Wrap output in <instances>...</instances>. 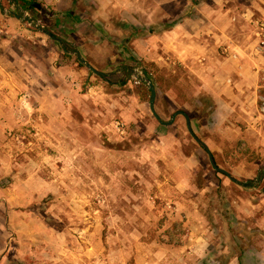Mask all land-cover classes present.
<instances>
[{"label":"rangeland","instance_id":"374dc122","mask_svg":"<svg viewBox=\"0 0 264 264\" xmlns=\"http://www.w3.org/2000/svg\"><path fill=\"white\" fill-rule=\"evenodd\" d=\"M224 1L260 55L254 93L223 109L224 122L199 125L203 91L191 70L168 61L143 65L130 52L105 79L92 71L78 77L82 91L97 88L92 99L100 105L85 121L52 98L53 79L35 75L29 101L23 88L0 97L7 105L0 110V264L9 256L19 264H257L253 251L222 258L241 237L264 261V0ZM165 5L177 9L183 1ZM45 49L59 53L50 42ZM120 64L152 72L158 113L168 121L186 108L219 166L242 183L215 173L183 116L160 124L150 96L136 92L142 82L134 73L126 78ZM41 65L50 72L45 60ZM120 103L128 106L125 118L116 111ZM223 199L251 236H232Z\"/></svg>","mask_w":264,"mask_h":264},{"label":"crops","instance_id":"0c3cea01","mask_svg":"<svg viewBox=\"0 0 264 264\" xmlns=\"http://www.w3.org/2000/svg\"><path fill=\"white\" fill-rule=\"evenodd\" d=\"M40 1L39 12L50 11L52 7L65 19L58 25L48 23L59 37L54 36L63 44L68 42L73 47L70 51L77 52L102 73L110 74L114 66L128 60L130 53L141 61L154 64L168 61L191 70L200 81V89L215 101L213 122H224L221 121L223 109L233 110V101H241L243 94L254 93L260 62L257 41L246 33V26L237 19L235 9L226 6L224 0ZM175 1H183V5L177 9L166 7L165 4ZM4 2L0 0V97L6 93L18 94L23 88L31 91L22 97L29 101L35 75L53 79L56 86L52 98L74 106L85 121L100 106L92 99L97 88L89 86L82 91L77 81L91 70L80 68L72 61L66 63L55 49H45L54 39L30 26L28 11L14 0ZM149 29L153 32L146 34ZM54 41L62 48L58 40ZM39 48L47 51L45 57L39 55ZM42 60L47 62L50 74L45 73ZM124 66L127 65L118 69L122 71ZM76 99L82 102L75 103ZM1 104L7 106L0 102V110L7 109ZM116 111L125 118L128 106L120 103ZM94 115L97 116L96 112Z\"/></svg>","mask_w":264,"mask_h":264},{"label":"trees","instance_id":"16d2710c","mask_svg":"<svg viewBox=\"0 0 264 264\" xmlns=\"http://www.w3.org/2000/svg\"><path fill=\"white\" fill-rule=\"evenodd\" d=\"M14 1L17 4H19V6H21L25 10L29 11L34 18L39 20L45 26L46 29H49V30L51 29V32L53 35L59 37L57 32H55L54 30H52L53 28H50V26H48V23L54 22V25H58L60 22L64 23L65 19L62 17L60 18V16L55 13V11L52 9V7H50V9H49L50 11L45 10L43 12V10H42V12H39L41 10V1L40 0H14ZM48 17L49 18L51 17L50 19L52 21L50 19L48 20ZM63 17H65V16H63ZM69 17L67 16V18H69ZM33 30L37 31V29H33ZM152 32H153V29H149L148 31H145L146 34H148V33L150 34ZM130 38H132V36ZM50 41L52 44H55L57 50L61 53L63 58H65V59L67 58V59H71V60L73 59L78 67L87 69L80 62L79 58H77L75 55L68 53L70 50H73V47L68 42L65 41L64 47L60 48L57 41H54V40H50ZM144 62L145 61H141V60L139 61V63H141L143 65H144ZM123 71L125 74H127L126 78H129L133 73V69L131 67H128V66H124ZM92 74L94 75V73H92ZM144 74L146 76H148L150 79H152V81L155 85V88H156L158 78L156 76L154 77V74L152 72H148L146 70L144 71ZM100 78L105 79L106 76L102 75V76H100ZM126 80L127 79L122 80L121 83L125 84ZM175 80H177V79H175ZM136 92L145 100H147L150 96V91L144 83L137 84ZM197 102H198V110H197L198 111V115H197L198 117H197V119L199 120V125L203 126V125H206L209 123H213V121L215 119V111H216V105H215V101H214L213 97L206 92H201L200 97L197 100ZM178 110H182V111L187 112L186 108H184V107H181ZM193 119H194V117H191V120H193ZM163 120L166 121V119H164V118H163ZM213 155H214V158H215L217 165H219L218 160L216 158V154L214 152H213ZM228 171L231 172V170H228ZM215 173H218V172H215ZM258 182H259V180H258ZM252 183H253V181H250L249 184H247V185L248 186L252 185ZM260 192H264V188H262ZM225 202L226 201H224V199H223L222 204L227 205L225 208V211L229 214V217H228L229 227H228V229L231 232L232 236L235 238V237H238V235H240L241 233H243L245 236H251L252 232L247 230L246 223L243 220L237 219L235 217L233 211L230 209L231 208L230 205H228V203H225ZM46 220L50 221L51 219L49 218V216H46ZM239 240H240V242L233 241L232 243L229 244V246H228L229 252L222 255L223 259H226V261H227L231 257L237 256V255H242L245 251H247V252L253 251L257 264H264V261L260 255L259 250H257L254 247H251V245H250V247H248L246 249L244 242H243V238L241 237V238H239ZM241 241H242V243H241ZM7 259L9 261L8 264H19V263H17V261L14 260V258L12 256H9V258H7Z\"/></svg>","mask_w":264,"mask_h":264},{"label":"water","instance_id":"95a60500","mask_svg":"<svg viewBox=\"0 0 264 264\" xmlns=\"http://www.w3.org/2000/svg\"><path fill=\"white\" fill-rule=\"evenodd\" d=\"M33 26H35V28H37L39 31H41L42 33H44L45 35H47L51 39L58 40L60 42L62 48L64 47L63 42L59 38H57L53 34H51V32L46 30L41 23H39L38 21H35ZM69 52L75 54L79 58L80 62L85 67H87L89 70H91L95 75L102 76V75H106L107 74V73H102L99 70L95 69L88 61H86L85 59L80 57V55L77 52H74V51H69ZM133 73H134L135 79H137L138 81H140L142 83H145L147 85V88L150 91V100H149L150 110H151L153 116L157 119V121L160 124H162V125L169 126V125H172L175 122L177 116H179V115L183 116L185 118V121H186V126H187L188 133L195 140V142L206 151V153L208 155V160H209V163H210L211 167L215 171H217L218 173H221V174L227 176L232 182H234V183H242L239 179H237L227 169H224V168L220 167L219 165H217V163L215 161V158H214V155H213V152L209 148L208 144L201 137H199L197 135V133L195 132V130L193 128V125H192L191 118H190V116L188 115L187 112L182 111V110H178V111H175L173 113V115H172L170 120H168V121H164L163 120V118L158 113V111L156 109V106H155L157 92H156V88H155V85H154L152 79H150L147 76L139 75L136 71H133ZM263 169H264V167H263Z\"/></svg>","mask_w":264,"mask_h":264},{"label":"built area","instance_id":"2783aa9c","mask_svg":"<svg viewBox=\"0 0 264 264\" xmlns=\"http://www.w3.org/2000/svg\"><path fill=\"white\" fill-rule=\"evenodd\" d=\"M35 21H38L39 23H41L39 20H37V19H35V20H32V22H34L35 23ZM30 26H32V24H30ZM116 126V128L118 129V131L121 129V128H123V125L120 123V122H116V124H115Z\"/></svg>","mask_w":264,"mask_h":264}]
</instances>
